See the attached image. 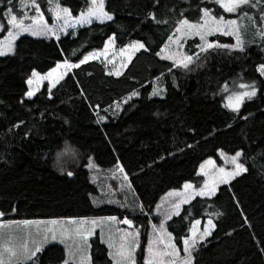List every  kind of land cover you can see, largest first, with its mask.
<instances>
[{
  "label": "trees",
  "instance_id": "trees-1",
  "mask_svg": "<svg viewBox=\"0 0 264 264\" xmlns=\"http://www.w3.org/2000/svg\"><path fill=\"white\" fill-rule=\"evenodd\" d=\"M37 2L49 21L48 0ZM58 2L73 15L87 7L86 0ZM13 4L20 14L19 0ZM6 6L7 0H0L4 23ZM204 7L216 15L223 13L207 0H106L112 21L79 26L58 41L28 34L16 39L15 54L0 56V211L5 213L0 219L127 216L143 227L136 260L144 264V232L156 218L152 212L161 197L186 181L199 183L200 163L217 158L218 150L243 149L248 172L220 185L212 197L183 203L179 215L165 225L180 246L195 221L203 225L212 219L216 227L194 252V264H264V81L257 71L264 63V40L251 43L245 35L243 52L210 49L203 54L204 66L195 71L173 69L170 74L173 63L156 55L176 21L184 17L198 21L202 14L198 9ZM150 12L168 23H156ZM113 33L118 47L140 40L148 51L135 52L119 76L90 60L69 70L51 99L45 85L32 98L25 97L33 69L45 73L65 58L77 63L85 53L102 48ZM210 40L233 42L226 35ZM197 43V38L187 40L189 54ZM254 80L257 96L245 102L239 116L224 107L228 94ZM226 82L228 92L222 91ZM154 87L166 91L150 97ZM134 90L140 95L122 104L123 111L114 116L115 104ZM97 112L108 119L98 123ZM21 121L19 128L13 127ZM89 157L100 173L117 163L123 166L130 186L123 192L127 204L102 199L108 185L103 177L100 182L91 177ZM218 212L222 215H215ZM89 245L91 264H112L98 233L90 237ZM45 249L37 264H60L66 258L61 244L50 243Z\"/></svg>",
  "mask_w": 264,
  "mask_h": 264
},
{
  "label": "snow or ice",
  "instance_id": "snow-or-ice-1",
  "mask_svg": "<svg viewBox=\"0 0 264 264\" xmlns=\"http://www.w3.org/2000/svg\"><path fill=\"white\" fill-rule=\"evenodd\" d=\"M49 4L52 0H48ZM86 9H81L78 15L73 16L72 9L69 7H63L59 2L56 3L55 8H50L49 10L53 12L55 22L49 25L45 20L44 13L41 11V5L37 0H20V7L27 8L31 7L35 11V15L28 16L27 13L23 15H18L15 10V5L13 0H7V6L3 11V16L6 18V23L0 22V32L7 31V38L5 40H0V56H6L8 54H15V41L18 36L22 33L28 32L33 36H44V37H55L58 41L60 39V33L67 32L69 28H74L77 25L91 24L93 20H98L101 22L112 21L114 19V14L107 11L105 8V0H86ZM158 2V0H157ZM213 2L220 6L225 12L235 13L240 10L243 18L250 20L253 24L257 23V19L254 16H249L248 12L243 11V5H249L255 8L256 3H252V0H213ZM261 0H257L260 3ZM199 12L202 15L199 16L198 21L192 22L187 17L181 18L176 21L175 32L168 36V41L177 46V50L168 51L167 55L162 56V59L171 60L173 62L172 67L168 69V72L172 74L173 69H182L185 71H195V68L203 67L206 54L210 49H228V50H239L241 52L245 51L244 42L241 38V28L238 21L235 19H225L223 15L213 14V9L209 7L199 8ZM148 16L156 21V23H168L167 20H157L156 14L150 12ZM183 17V12L181 13ZM29 20L30 23H25ZM259 22L264 23V8L261 9ZM220 32L223 35H232L236 38L235 44H220L219 42H210L208 36L212 33ZM257 34L262 40H264V29L258 30ZM189 36H199L201 44L196 45L199 51H193L192 54H188L180 49L183 48L181 43L182 38ZM116 34L113 33L104 43V50L98 51L94 50L88 52L79 59L78 63H73L70 59L65 58L62 62H57L55 67L51 68L48 72L43 75L37 72L35 69L32 70L31 75L27 78L26 83L29 86L28 91L24 93L25 97L32 98L39 91V84L42 81H48V95L52 98L53 89L64 80L68 73V70L79 68L81 65L88 62L90 59H97L100 56L107 54V50L112 47L116 42ZM131 50L128 52V50ZM141 49L148 51L145 44L140 40H134L130 44L125 45L120 49L121 53H128V58L131 59L132 53L138 52ZM169 49V43L160 49L156 53L157 56H161ZM195 67H192V66ZM126 66V65H122ZM63 68L64 71H58V69ZM257 71L261 76H264V63L257 66ZM111 74V73H110ZM121 73L119 70L115 72V75L119 76ZM164 73H161L163 76ZM157 81L160 77L156 78ZM36 84L37 87L34 89L32 86ZM175 83V78H174ZM257 82L254 80L251 83L239 85V90L232 91L226 96L227 103L224 107L230 109L236 116H239L242 106L246 101H251L257 96L258 92ZM166 89L160 87H154L150 94L151 96L160 95ZM222 91L228 92L227 82L223 85ZM140 95L139 91H132L127 98L122 102L115 104V108L118 111H114L113 115L117 116L119 111H123L122 104H127L133 97H138ZM23 102V101H21ZM99 108V105L96 106ZM111 107V106H110ZM108 109H105L107 112ZM251 115V113L249 114ZM98 123L105 121L108 117L100 116ZM240 119L247 120L248 116H242ZM23 124V121L14 125L13 127L19 128ZM233 125L230 123L227 125L231 128ZM38 134V131H37ZM107 135V134H105ZM191 147V145H188ZM221 156L225 157L226 162L231 163L233 167L229 170L224 167L217 168L215 166V161L211 158L205 160L200 164V172L204 176L208 177L205 179L203 185L196 188L191 182L184 183V199L173 206V211L165 214V220L171 219L173 214L179 215L180 205L183 203H188L189 200L195 196L201 197H212L216 195L217 188L219 185L229 184L230 181L240 176L242 173L248 172V167H246L245 162H241L244 156L243 149L235 151L234 155L230 157L227 156L221 150ZM89 163L86 165L88 168H92V157H89ZM254 159V158H253ZM206 166L212 168L211 173L207 170ZM117 169L119 172L124 173V168L122 165L117 163ZM68 176H72V172L67 173ZM124 179L127 180V174L124 173ZM190 190V191H188ZM110 203L112 201H109ZM123 206V205H122ZM157 210L160 209L158 204ZM140 211L144 210L143 205H139ZM16 209L13 208L12 211ZM5 213L0 211V217H3ZM219 216L222 213H215ZM117 218L115 216L101 217L98 219L88 218H72L69 223L75 224V228L70 227H51L47 228L43 233H37L39 238H33L32 234L29 233L27 236H17L12 230L5 231L6 225L0 222V264H37L40 257L38 254L43 253L45 245L49 244L50 241L58 240L62 244H66L67 257L62 260V264H70V261H75L76 256L79 255V264H90V257H85L83 255L84 249L90 247L88 245V238L93 235L95 227H97L104 220L115 221ZM165 220H161L159 225L152 224L153 236L149 237L147 244V255L144 257V264H194L196 252L200 246V242L204 241L206 237L212 234V229L216 227L212 219L207 221V225L199 235H197V229L195 225L191 228L190 235L182 237L183 241V253L180 256V249L174 241L172 232L168 231ZM33 223H41L39 221H8L7 226H15L19 224L31 225ZM51 225H57V221H48ZM122 223L132 226L133 221L128 219L127 216L124 217ZM91 224L92 227H87ZM195 224H200V221H195ZM119 233L118 242H113V237L110 235L107 245L110 249L109 256L113 260V264H137L136 260V250L140 247L139 243V231L130 232L127 230L117 229ZM67 241H72L71 244H67ZM114 249V251H112Z\"/></svg>",
  "mask_w": 264,
  "mask_h": 264
},
{
  "label": "rangeland",
  "instance_id": "rangeland-1",
  "mask_svg": "<svg viewBox=\"0 0 264 264\" xmlns=\"http://www.w3.org/2000/svg\"><path fill=\"white\" fill-rule=\"evenodd\" d=\"M207 1H212L213 2V0H207ZM57 2H58V0H52V3L49 4V9L50 8H55V5H56ZM252 3H256L257 6L255 8H253V7H250L249 5H243L242 6V9H243V11L248 12V15L249 16L256 17V19H257V23L256 24H253L250 20H247V19L243 18L242 13H241L240 10H237V12H235V13H228V12H225L223 10V13L220 14V15H223L226 20L227 19H235V20L238 21V24H239V26H240V28L242 30V32H241V38H242L244 44L246 43L245 35L248 37V40H250L251 43L254 42V41L262 40L260 38V36L257 34V32H258V30L264 29V23L259 22V16H260L261 9L264 8V0H261L260 3H257V0H252ZM61 6H63V5H61ZM63 7H65V6H63ZM19 11H20V14H18V15H23V14L27 13L28 16H32V15H35L36 14L35 11H34V9H32L31 7L21 8L20 7V0H19ZM50 12H51V17H50V20L49 21L46 19L45 15H44V17H45V20L47 21V23L49 25H52L55 22V18L53 16V12L52 11H50ZM73 16H75V15H73ZM217 16H219V15H217ZM93 21H98V20H95L94 19ZM5 22H6V18H5ZM192 22H196V21H192ZM25 23H30V21L29 20H26ZM84 25H86V24H84ZM79 26H82V25H77L74 28H69L67 30V32L68 31H71V30H74V29H76ZM255 29H256V33H255ZM174 32H175V30L171 33V35L174 34ZM65 33L66 32H62V33H60V35L61 34H65ZM22 34L31 35L28 32H25V33H22ZM213 35H223V33L215 32V33H212V34H210L208 36V40L210 42H218V41H212V40H210V37L213 36ZM226 36H231L233 38V42L230 43V44H235L236 43L235 36H232V35H226ZM35 37H44V36H35ZM6 38H7V31H4L3 34L0 36V40H5ZM53 38H55V37H53ZM192 38H197L198 39L197 45L202 43L201 40H200V38H199V36L184 37L181 40V43L183 44V48L180 49V50L187 52V50L185 48L186 47V42H187V40L192 39ZM131 42L132 41H130L126 45L130 44ZM165 43H169V49H167L164 53H161V56L160 57H162L164 55H167L168 54V51H170V50L171 51L177 50V46L175 44H172L171 42H169L168 39L166 40ZM124 46H122V47H124ZM122 47H118L116 44H114L112 47H110L107 50V54L106 55L100 56L97 59H90V60H98V61H100L101 63L104 64V66L107 68L108 72L111 73V74H115V72L117 70H119L120 73H121L123 71V69L126 67V66H123L122 67V65H127L128 62L130 61V59L128 58V53L127 52L126 53H121L120 52V49ZM94 50L103 51L104 50V45L100 49H93V50H90L89 52L94 51ZM219 50H221V51H223L225 53L239 51V50H228V49H219ZM130 51L131 50L129 49L128 52H130ZM195 51H199V49L196 48ZM87 53H85L84 55H86ZM187 53L189 54V52H187ZM133 55H134V53H132L131 58H132ZM202 56H203V54H202ZM169 61H171V60H169ZM53 67H55V66H53ZM192 67H195V66L193 65ZM58 71H64V69L63 68H60V69H58ZM41 74L43 75L44 73H41ZM30 75H31V73L29 74V76ZM261 77H262V79L264 81V76H261ZM44 85L48 89V81L47 80L40 82V84L38 86L39 89H41ZM158 85H159V83H158ZM32 87L35 89L37 87V85L34 83ZM28 88H29V86H28ZM233 91H235V90H233ZM226 103H227V101L225 100V104ZM66 152H67V149H66ZM72 152L74 153L75 151L72 150L70 152V154ZM223 152L227 156H229V157L231 155H234V153H235V152L234 153H226L225 151H223ZM220 153H221V150H218L217 151V158H213V157H209V158H211L213 161H215V166L217 168L224 167V168L230 170L233 167V165H231V163L226 162L225 157L224 156H221ZM209 158H207L205 160H208ZM204 161H202L201 163H203ZM241 162H245L244 156L242 157ZM57 164H60L61 165V162H59ZM92 164H93V167L92 168H88V169L91 170V177L94 178V180L97 181V182L102 181V180H100V178L103 177L104 178L103 181L108 185L105 188V190H104L105 195L102 197V199H104V200H113L114 199L113 201L120 200L123 203H126L127 204V197H126L125 193H123V192L127 188H129L130 186L128 184V179L127 180L124 179V173L119 172L118 169H117V166L114 167L111 170H108L106 172L100 173L99 170H98V168L96 167V165L93 162H92ZM206 168L211 173L212 168L210 166H206ZM197 175L200 176L199 183H195V182H191V183L196 188H199L201 185H203L205 179H208V177L204 176L203 173L200 172V165H199V167L197 169ZM183 186H184V184L179 189H171V190L167 191L161 197V199L159 200V202L157 203V205L158 204L160 205V209L157 210V207H155V209L153 210L152 213L154 214V216L156 218L154 220L151 219V221L149 223V226L145 229V232H144V238H143V241H144V244H145L144 245V247H145L144 257L147 255V244H148L149 237L150 236H153L152 224L159 225V223L161 222V220H165V214L172 212L173 211V206L176 203H179L182 199H184V193L186 192V190L184 189ZM188 191H190V190H188ZM195 197H201V196H195ZM204 197H206V196H204ZM98 198H101V197H98ZM181 206H182V204L180 205V207ZM101 217H109V216L82 217V218H88L89 220H91V219H98V218H101ZM115 217L117 218L115 221L104 220L97 227H95L94 232H93V235L95 233H98L99 234L100 240L106 245V247L108 249V253L110 251V249L108 248V245H107L109 236L111 235L113 237V242H118V240H119V233L117 232V229H120L122 231L123 230H127V231H130V232L139 231V233H140L139 243L141 244V242H142V229H143V227L141 225H139V224L136 225V223H134V222H133L132 226H129L127 224L122 223V221H123V219H124L125 216L123 218H120V217H117V216H115ZM71 219L72 218L34 219V220H29V221H39L41 223H33L31 225L19 224V225H15V226H7V222L8 221H12V220H3V219H0V222H3L6 225L5 231L12 230L14 232V234L17 235V236H27L29 233H31L32 236H33V238H37L38 239L39 236L37 235V233H43V231H45L47 228H51V227H57V228H59V227H62V226L63 227L75 228L76 227L75 224H70L69 223V221ZM76 219L78 220L80 218H76ZM51 220L57 221L58 222L57 225H51V224H49L48 221H51ZM20 221H23V220H20ZM165 221H167V220H165ZM194 225H195V228L197 229V235H199L201 232H203V229L207 225V222L205 224H203V225H200V224L196 225L195 222H194L191 228H193ZM87 227H92V226H91V224H89V225H87ZM190 234L191 233L189 231V234L188 235H190ZM93 235H91L90 237H92ZM90 237L88 238V245H89V239H90ZM153 238H154V236H153ZM173 242L176 243L175 239H174ZM50 243H58V244L63 245L64 248H65V254H66V257H67L66 244L60 243L59 239L58 240H55V241H50ZM66 243L67 244H71L72 241H67ZM177 247L181 250L180 251V256L182 257L184 255V253H183V241H182V244L180 246L177 244ZM112 251H114V249ZM83 255L85 257H90L89 247H86L84 249ZM136 256H137V250H136ZM111 260H112V258H111ZM143 262H144V258H143ZM70 263L71 264H79V255L76 256L75 261H70ZM60 264H62V263H60ZM90 264H91V259H90ZM112 264H113V260H112Z\"/></svg>",
  "mask_w": 264,
  "mask_h": 264
}]
</instances>
